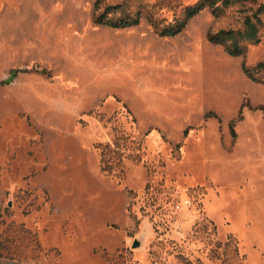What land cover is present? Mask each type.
I'll use <instances>...</instances> for the list:
<instances>
[{
    "label": "rangeland",
    "instance_id": "374dc122",
    "mask_svg": "<svg viewBox=\"0 0 264 264\" xmlns=\"http://www.w3.org/2000/svg\"><path fill=\"white\" fill-rule=\"evenodd\" d=\"M98 1L0 0V264H264V0L172 37L95 19L201 0Z\"/></svg>",
    "mask_w": 264,
    "mask_h": 264
},
{
    "label": "trees",
    "instance_id": "16d2710c",
    "mask_svg": "<svg viewBox=\"0 0 264 264\" xmlns=\"http://www.w3.org/2000/svg\"><path fill=\"white\" fill-rule=\"evenodd\" d=\"M102 1L96 4L98 10ZM248 0H201L195 6L188 7L184 10L181 18L168 22L166 20H158L153 13L144 12L141 9L136 14L132 12L129 3L108 7L104 13L96 17L95 23L108 26L113 29H125L138 26L142 23L143 18L147 16V21L161 37H172L181 34L188 26L189 22L200 15L206 9L213 11L215 17L219 18L227 9L239 5H245ZM263 21L260 14L253 17H246L243 29H222L218 32L209 31V40L221 45L232 56L239 57L246 53L247 45L258 44L261 41L260 28ZM257 69L264 68V62L257 65ZM249 76L253 80H257L253 72L249 68H245Z\"/></svg>",
    "mask_w": 264,
    "mask_h": 264
},
{
    "label": "water",
    "instance_id": "95a60500",
    "mask_svg": "<svg viewBox=\"0 0 264 264\" xmlns=\"http://www.w3.org/2000/svg\"><path fill=\"white\" fill-rule=\"evenodd\" d=\"M17 75H18V71L17 70L13 71L11 76L5 79L6 84H14V83H16ZM10 205H12L11 202H10ZM143 243H144V241L136 240L134 245H133V248H135V249L140 248V247H142Z\"/></svg>",
    "mask_w": 264,
    "mask_h": 264
}]
</instances>
